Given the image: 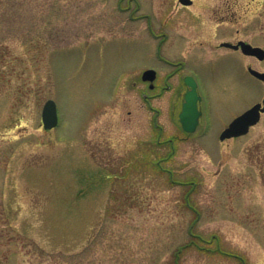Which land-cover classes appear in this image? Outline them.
<instances>
[{
    "label": "rangeland",
    "instance_id": "obj_1",
    "mask_svg": "<svg viewBox=\"0 0 264 264\" xmlns=\"http://www.w3.org/2000/svg\"><path fill=\"white\" fill-rule=\"evenodd\" d=\"M237 41L264 0H0V264H264V114L218 139L264 96Z\"/></svg>",
    "mask_w": 264,
    "mask_h": 264
},
{
    "label": "water",
    "instance_id": "obj_2",
    "mask_svg": "<svg viewBox=\"0 0 264 264\" xmlns=\"http://www.w3.org/2000/svg\"><path fill=\"white\" fill-rule=\"evenodd\" d=\"M179 4L189 6L190 0H178ZM221 48H226L233 51H240L242 55L253 57L257 61L264 59V50L260 47L251 46L250 44L237 41L236 43L223 42L219 45ZM247 72L255 79L263 82L264 72L257 71L251 67H247ZM154 71L147 70L141 74L142 81H152L154 78ZM184 83L189 90L184 95V102L182 104L181 112L179 114V122L184 132H194L200 112L197 109V102L200 97L196 92V83L191 77H186ZM264 113V96L260 103L253 105L251 108L234 118L228 126L220 133L219 140L224 141L231 138H236L247 134L250 127L256 125L259 121L260 115ZM41 123L45 130H50L57 125L56 107L52 100H47L41 111Z\"/></svg>",
    "mask_w": 264,
    "mask_h": 264
},
{
    "label": "flooded vegetation",
    "instance_id": "obj_3",
    "mask_svg": "<svg viewBox=\"0 0 264 264\" xmlns=\"http://www.w3.org/2000/svg\"><path fill=\"white\" fill-rule=\"evenodd\" d=\"M184 8H186V7H184ZM154 38L156 39L157 36L154 35ZM155 48H156L155 59H156V60H159V61H160V59H161V60L164 61V59L160 56V45H159V43H156ZM166 63H167V62H166ZM147 69H152V68H147ZM147 69H146V70H147ZM157 78H158V73H157V71H156V74H155L154 79H153L152 82H148V81L144 82V83L146 84L147 89H148L149 91H153V89L155 88V83H156ZM184 78H185V77H184ZM184 78H183V80H182V83H183V84H184ZM143 98H144L145 101H148V98L150 99L151 97H148L147 95H144Z\"/></svg>",
    "mask_w": 264,
    "mask_h": 264
},
{
    "label": "trees",
    "instance_id": "obj_4",
    "mask_svg": "<svg viewBox=\"0 0 264 264\" xmlns=\"http://www.w3.org/2000/svg\"><path fill=\"white\" fill-rule=\"evenodd\" d=\"M191 243H192V242H191ZM187 246H188V245H187ZM176 254H178V252L175 253V256H176ZM173 264H174V263H173Z\"/></svg>",
    "mask_w": 264,
    "mask_h": 264
}]
</instances>
